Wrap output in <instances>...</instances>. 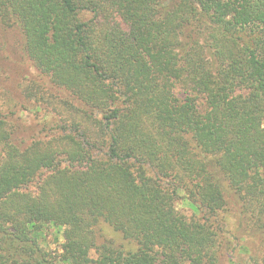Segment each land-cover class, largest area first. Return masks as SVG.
Segmentation results:
<instances>
[{
  "label": "trees",
  "instance_id": "obj_1",
  "mask_svg": "<svg viewBox=\"0 0 264 264\" xmlns=\"http://www.w3.org/2000/svg\"><path fill=\"white\" fill-rule=\"evenodd\" d=\"M0 21L78 102L55 147L0 122V264H220L228 195L264 236V0H0Z\"/></svg>",
  "mask_w": 264,
  "mask_h": 264
},
{
  "label": "rangeland",
  "instance_id": "obj_2",
  "mask_svg": "<svg viewBox=\"0 0 264 264\" xmlns=\"http://www.w3.org/2000/svg\"><path fill=\"white\" fill-rule=\"evenodd\" d=\"M173 1L176 0H166V3L171 4ZM34 84L41 86L39 88L47 95L44 98L54 103V109L41 102V99H34L32 93L26 91L27 87ZM178 88L175 87V93L183 97V92ZM70 101L73 105L78 104L68 93L52 88L48 78L40 74L24 48L22 29L18 25L6 26L0 21V122L3 129L10 133L11 141L17 146L26 147L37 141L42 142L45 147H55L51 142H56L54 135L62 132L61 125L52 127L46 122L60 123L63 119L69 120L71 115L67 112L68 107L62 102ZM197 105L201 110V99L197 100ZM38 187L36 181L24 191L35 195L39 192ZM175 206L188 220L201 218V214L190 205L184 192L177 196ZM220 216L225 223V233H221L220 264H251L252 259L262 261L264 236L244 219L240 204L234 195H228L225 210ZM99 229L102 240L104 236L121 240L120 235L109 226L102 224ZM47 238L46 247L51 251H56L63 243L62 234L58 231L50 230ZM102 240L99 239V242ZM92 256L95 257L94 252Z\"/></svg>",
  "mask_w": 264,
  "mask_h": 264
}]
</instances>
